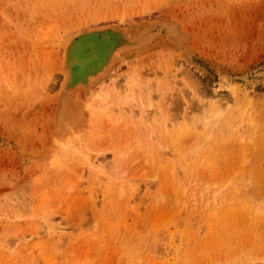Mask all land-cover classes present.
<instances>
[{
	"label": "rangeland",
	"instance_id": "rangeland-1",
	"mask_svg": "<svg viewBox=\"0 0 264 264\" xmlns=\"http://www.w3.org/2000/svg\"><path fill=\"white\" fill-rule=\"evenodd\" d=\"M0 264H264V0H0Z\"/></svg>",
	"mask_w": 264,
	"mask_h": 264
},
{
	"label": "bare ground",
	"instance_id": "bare-ground-1",
	"mask_svg": "<svg viewBox=\"0 0 264 264\" xmlns=\"http://www.w3.org/2000/svg\"><path fill=\"white\" fill-rule=\"evenodd\" d=\"M113 30H103L101 33L91 32L73 40L68 51H65L67 54L63 57L64 68L66 64L68 73L67 80L65 72V78L67 80L66 90L82 84L84 85L88 79H97L105 71L106 67L107 69L109 68L108 64L113 58H116L117 53H120L119 49L125 42L123 34ZM150 33H152L151 30L146 32L139 39H145ZM120 57H122V55ZM85 88H87V86Z\"/></svg>",
	"mask_w": 264,
	"mask_h": 264
}]
</instances>
